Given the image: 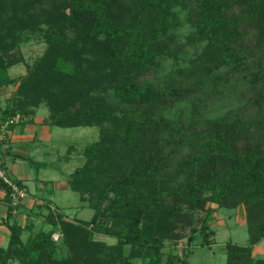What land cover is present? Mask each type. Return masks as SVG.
Instances as JSON below:
<instances>
[{
	"label": "trees",
	"instance_id": "trees-1",
	"mask_svg": "<svg viewBox=\"0 0 264 264\" xmlns=\"http://www.w3.org/2000/svg\"><path fill=\"white\" fill-rule=\"evenodd\" d=\"M113 1L69 0L58 7L59 14L58 8L53 12L44 35L46 51L34 62L39 70L21 82L18 98L0 106V124L17 114L8 129L44 102L49 113L43 124L98 126V139L85 147V162L73 169L67 183L76 190H98V199L110 192L114 214L103 221L91 218L87 229L48 206L50 228L22 239L14 219L19 203L9 205L7 187L0 183L2 222L9 232L0 264L9 257L19 264L182 262L163 251L183 236L182 226H189L187 243L197 234L198 244L208 245L214 234L208 225L212 213L239 204L247 240L244 245L225 242L224 264H264V257L251 256L264 235V0H119L125 25L112 15ZM5 6L1 3L0 9L10 10ZM177 11L192 26L185 42H202L200 51L173 70L178 84L138 79L137 72L169 51L160 38L176 25ZM59 16L71 23L88 18L89 23L74 41L64 43ZM98 35L102 46L95 45ZM87 45L97 55L93 67L80 59ZM5 75L0 58V77ZM93 85L99 89L91 93ZM242 90L249 91L243 104L214 117L178 112L171 119L162 112L190 95L211 91L212 97L236 98ZM4 154L0 151V157ZM12 180L24 187L20 179ZM197 210L204 215L193 227ZM55 231L57 242L51 238ZM94 231L114 236L115 243L93 239Z\"/></svg>",
	"mask_w": 264,
	"mask_h": 264
},
{
	"label": "rangeland",
	"instance_id": "rangeland-1",
	"mask_svg": "<svg viewBox=\"0 0 264 264\" xmlns=\"http://www.w3.org/2000/svg\"><path fill=\"white\" fill-rule=\"evenodd\" d=\"M67 1L69 0H0V6L1 3H6L4 8L7 9L10 5V10L4 9L5 11H3L0 9V58L6 70V77H0V106H3L11 98H18L21 82L26 78L29 79V74L34 75L39 70L34 62L46 51L47 42L44 35L48 22L52 19L53 12L57 11V8ZM120 2L119 0L113 1L110 9L112 15L117 17V22L125 25L128 24V20L127 16L121 17L120 15L118 7L121 5ZM12 11L19 13L14 15ZM175 20L177 21L176 25L160 38L167 45L169 51L157 55L152 65L150 64L144 70L137 72L138 79H149L158 85H164L165 82L169 81H175L178 84L179 80L175 79L173 70L186 66L188 61L200 51L202 42L193 44L185 42L192 26L186 20L184 12L177 11ZM57 22L61 28V40L64 43H69L76 39L81 30L86 28L89 19L83 18L71 23L64 21L59 16ZM95 41V45L102 46L103 36L98 35ZM90 46L87 45L86 51L81 50L80 59L93 67L97 62V55L91 53ZM66 66H68L67 63ZM35 69L38 70L34 71ZM94 86L90 87L88 91L91 93L98 91L99 87L96 85V89L93 90ZM234 88L239 89L240 87L234 86ZM105 90L106 94L111 95L110 88H105L104 92ZM221 90L219 89V91ZM248 92L242 90L241 97L226 96L219 98L212 97L213 93L207 91L206 94H198L192 97L190 95L185 99L176 100L166 106L162 112L171 119L178 112H184V115L189 117L193 115V112L201 117H214L225 113L224 111L227 109L230 110L232 107L243 104L249 95ZM33 112H35L36 120L45 119L49 113L48 106L41 102L34 108ZM32 129L37 136L42 132L46 140L43 141L44 144L35 145L36 151L31 152L30 158L46 162L48 165L47 167L30 165V169L24 170L28 176L24 180L26 181L24 186L27 192L19 203L14 218L21 227L20 237L24 239L33 232L45 231L50 228L45 219L48 206L68 221L75 224L85 223L84 226L87 229L91 228V218L94 217L96 220L103 221L109 215L114 214L110 205V192L98 199L100 195L98 190L91 187L76 190L67 183L68 176L73 169L84 164L86 159L84 149L98 139L101 132L100 128L98 126L58 127L54 125L44 127L39 121V123L34 124ZM262 142L264 145V139ZM209 205L213 206L214 204L210 203ZM203 215L204 211L197 210L195 212L196 221L193 223V227L199 225ZM2 220L1 216L0 255L3 253L2 249L6 246L9 236L8 229ZM108 224H110L109 219L106 222V225ZM208 225L209 229L214 231V234L210 236L208 245H199L200 236L197 234L193 242L187 243L186 237L189 226L184 224L182 226L184 228L181 229L183 236L173 241L172 244H166L163 247L164 252H171L179 259H183L182 262H173V264H224L226 259L225 242L246 244L247 233L241 204L230 209L219 208L215 210L208 221ZM53 233L57 234V238L54 239L57 242L59 234L56 231L51 234ZM92 238L106 244H113L116 241L114 236L98 231L92 232ZM251 256L264 257V235L258 243L253 245ZM6 264H19V262L15 258L9 257Z\"/></svg>",
	"mask_w": 264,
	"mask_h": 264
},
{
	"label": "crops",
	"instance_id": "crops-1",
	"mask_svg": "<svg viewBox=\"0 0 264 264\" xmlns=\"http://www.w3.org/2000/svg\"><path fill=\"white\" fill-rule=\"evenodd\" d=\"M34 113L35 112H33L32 116L28 118L23 117L18 123H15V125L13 124L11 127H8L4 143L0 146V151L6 152V154L1 156V159L4 161L8 175L14 179H20L23 185L24 182H26L24 180L28 178L24 170L31 168L27 159H31L30 154L32 151H36L35 145L44 144L43 141L46 140L42 132L37 136L32 128L34 124L39 123V121L42 126H49L43 125L42 119L36 120L37 118L35 119ZM36 141L38 142L35 143ZM24 188L27 192L25 186ZM2 195L3 191L0 188V198H2ZM3 207L2 203L1 208Z\"/></svg>",
	"mask_w": 264,
	"mask_h": 264
},
{
	"label": "built area",
	"instance_id": "built-area-1",
	"mask_svg": "<svg viewBox=\"0 0 264 264\" xmlns=\"http://www.w3.org/2000/svg\"><path fill=\"white\" fill-rule=\"evenodd\" d=\"M18 115L10 117L7 121L0 124V141L5 138L6 134V125L9 123H13L17 120ZM0 183L4 184L7 187V196L8 203L11 207H14L20 203L23 198L26 196L25 188L22 186H18L12 178L8 175L7 170L5 168L4 161L0 157ZM0 210V217L4 216ZM51 238L54 240L57 238V234H51Z\"/></svg>",
	"mask_w": 264,
	"mask_h": 264
}]
</instances>
